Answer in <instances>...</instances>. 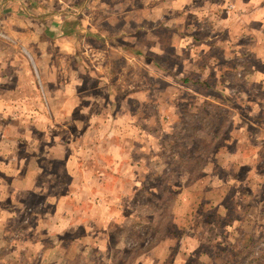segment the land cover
Returning a JSON list of instances; mask_svg holds the SVG:
<instances>
[{"label":"rangeland","instance_id":"1","mask_svg":"<svg viewBox=\"0 0 264 264\" xmlns=\"http://www.w3.org/2000/svg\"><path fill=\"white\" fill-rule=\"evenodd\" d=\"M184 3L183 13L194 6L177 22L178 0H0V137L15 119L76 118L87 130L86 164L112 172L84 209L107 218L102 241L84 238V226L72 231L82 264H104L108 254H94L100 241L103 249L144 252L158 235L169 239L170 260L184 247L183 264H256V248L229 247L237 232L227 229L240 225L255 237L264 225V46L254 50L244 34L239 43L246 46L232 48L235 42L213 26L216 17L194 13L209 0ZM33 129L23 122L13 132ZM52 133L40 148L81 146L71 124L57 123ZM44 165L54 191L64 189L61 163ZM43 194L27 193L4 222L0 211L2 253L15 257L35 227L44 234ZM69 237L62 249L70 248ZM145 259L174 264L162 263L157 251ZM16 261L29 263L28 256Z\"/></svg>","mask_w":264,"mask_h":264},{"label":"crops","instance_id":"2","mask_svg":"<svg viewBox=\"0 0 264 264\" xmlns=\"http://www.w3.org/2000/svg\"><path fill=\"white\" fill-rule=\"evenodd\" d=\"M179 2H182V4L176 7L177 11L174 12L175 15H178L176 19L177 22L182 20L180 15L190 12L191 8L194 6L190 5L188 11L184 10L183 13L180 6L183 5L184 2L187 4L189 0H178V3ZM252 2H255V0H252ZM228 3H231L234 8L232 11L231 9H226L225 13L223 9L226 8ZM241 4L243 7H241ZM234 11L235 13L233 14ZM194 13L199 16L207 15L209 18L216 17V22L213 26L218 30L225 31L227 37L230 38L232 42H235L234 45L229 44L232 48L245 45V43H239V39L242 38L244 34L250 35L247 45L252 43L251 47L254 48V50L264 46V0H257L256 4L251 3L250 0H209L208 7L204 10L199 9V11H195ZM169 26L174 25L172 24ZM212 37L213 36H210L209 39ZM56 92H59V90L56 89ZM62 106L67 105L64 103ZM23 118L24 120L20 119V121H18L15 119L14 123L11 122L9 127L10 132L0 137V211L4 213L2 219V222H4L5 218L7 219L8 217V209H13L12 206L16 205L19 200L27 196V193L35 195L36 193L43 192L45 201L43 206L46 209V214L44 215H46V217L44 218V223L38 228H41L44 234H38V229L35 227L32 235L25 234L24 236V240L28 242V246L16 253L15 257L11 255V251H5L6 253L0 251V254H2L0 264H12L10 261L12 258H15V264L18 257L22 258L23 256H28L29 261V263L25 262L23 264H59V259L61 258L57 255L65 257L66 255H74L78 252L73 249V244L77 236L73 235L72 231H74L76 227L84 226V238L87 237L98 240L104 236L105 230L100 229V227H102L101 222L105 224L107 218L99 214L94 216L89 211L84 213V209L90 207L91 202L95 199L94 196H96L98 192L100 193L101 190L104 191V186L102 187V183L99 182L100 178L105 179L107 173L111 175L110 173L112 172L105 171L103 174L102 169H104V167H102V165L95 163V165L92 166L89 162L86 164V155L84 153V149L86 148L83 144L86 143L87 140V130L84 129V122L82 120L76 118H72L71 120L64 119L61 115H55L53 118ZM23 122L33 124L35 127V131L34 129L32 131L33 134H31L32 132H13L14 129L21 131L20 128H22ZM57 123L71 124L73 127H77V130L80 129V133L77 135V139H80L78 145H81L79 148H73L71 146L76 143L71 145L56 143L53 146L52 144L48 146V139L53 136L52 128L55 127ZM22 131H24V129ZM37 132L41 134H37ZM44 141H47V143L44 145L45 148L42 149L40 148L41 142ZM72 141H70V143ZM65 145H70L71 149L66 151L67 148ZM16 157L20 159V164L22 166L20 169H18L14 162ZM52 160L60 162L63 167L61 172L67 175L65 180L66 187L64 186V189L62 187L58 192L57 190L54 191L53 187H51L54 178V175H52L53 172L50 171V169L47 170L44 165L46 161ZM80 160H82V162H80ZM109 170H111V168H109ZM69 175H71L73 179L69 177ZM38 179H44V184L38 183ZM70 185L73 186L69 191ZM86 191H88L87 196H85ZM94 193H96V195H94ZM90 196H92V198ZM104 202L105 200H101L99 204L103 205ZM58 210H60V213L54 217L52 214ZM114 216L116 217L112 219L114 222L122 221V219H119V215L114 214ZM33 221L37 226V221L41 220L35 217ZM88 224L98 227L95 235L89 234L88 228H86ZM2 230L3 228L0 227V239L5 237L4 230L1 234ZM98 232L102 235L100 236ZM69 233L71 235H68ZM65 237L70 238V248L67 247L66 249H62V247H64L62 246L63 242L66 241ZM167 238L168 237L158 240L150 248H144V252L136 250L134 253L132 252L134 247H119L117 244L111 248L103 249V247H101V239L100 243L95 245L98 252L94 254L99 256V254L107 253V258H109L112 257L113 252L121 253L123 251L126 255L125 259L129 258L126 264H146L145 258L148 256V253L157 251L161 256V262L164 263L169 259V247L166 245L169 239ZM180 238L178 240L176 237L177 243H182ZM158 243H164V245H158ZM183 250H185L184 247L179 245L173 254L172 260H174V264H176L175 262H177V264H183L186 258V256H182L185 252ZM81 253L83 255L88 252L82 251ZM36 256H38V259H36ZM81 258L84 261L83 256H81ZM131 258L132 261H130ZM172 260L168 263H171Z\"/></svg>","mask_w":264,"mask_h":264},{"label":"trees","instance_id":"3","mask_svg":"<svg viewBox=\"0 0 264 264\" xmlns=\"http://www.w3.org/2000/svg\"><path fill=\"white\" fill-rule=\"evenodd\" d=\"M185 80L187 81V79H184V81ZM203 105L217 107L215 104H213L211 102H204ZM188 113L189 112H187V111L185 112V114H188ZM167 221H168L167 219L164 220V222H167ZM238 226H240V225H237L235 228L232 227V229H227L230 233H233L235 231L237 232L236 235L230 237V239H234L235 242L234 243L230 242L229 247L234 249L236 246L239 245V246L243 247L244 250L247 248H251L250 251L252 253H254V250L256 248L257 254L253 258V261L256 264H264V225L263 224L259 225L260 231H259V233L256 234L255 237L252 236L250 233H247L246 231L244 232V230H240L238 228ZM226 233L228 234V232H226ZM170 235L174 236L175 234L171 233ZM163 237H161V235H158L157 237L154 238V241L157 242L158 240L162 239ZM253 240H255V241H253ZM252 241H253V243H252ZM150 243H148L146 248H150L153 245V244L149 245ZM229 251H231V249ZM57 256H59L61 258V259H59V264H82V263H80L81 258H78V254H74V255L69 254V255H66L65 257L62 255H57ZM125 256L126 255L124 254V252H121V253H118V252L114 253L113 252L112 257H109L106 260L100 258V260H102L104 262V264H114V262H116L115 264H126V262L129 260V258L125 259ZM92 259H94V258L92 257ZM111 259H113V261L111 263H109ZM130 261H132V258Z\"/></svg>","mask_w":264,"mask_h":264}]
</instances>
